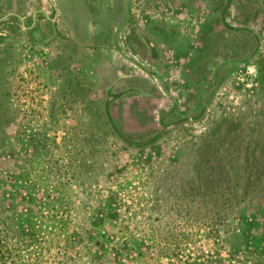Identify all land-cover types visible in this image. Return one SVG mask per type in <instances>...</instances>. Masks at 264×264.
I'll return each mask as SVG.
<instances>
[{
    "label": "rangeland",
    "instance_id": "374dc122",
    "mask_svg": "<svg viewBox=\"0 0 264 264\" xmlns=\"http://www.w3.org/2000/svg\"><path fill=\"white\" fill-rule=\"evenodd\" d=\"M258 6L0 0V264H264Z\"/></svg>",
    "mask_w": 264,
    "mask_h": 264
},
{
    "label": "trees",
    "instance_id": "16d2710c",
    "mask_svg": "<svg viewBox=\"0 0 264 264\" xmlns=\"http://www.w3.org/2000/svg\"><path fill=\"white\" fill-rule=\"evenodd\" d=\"M228 1V0H227ZM227 6H224L222 10H226L229 7V2H227ZM257 39V38H256ZM155 48L154 52H151V56L153 57V59H156L159 55V51ZM254 53H256V50L254 51ZM115 82H119V80H114ZM114 81H112L106 88L105 93L107 94L106 96V104L105 107H108V104L112 103L115 99H118V97L125 95V94H130V93H134V92H138L139 94H145L144 92H141V90L137 87H133L130 88L131 86H127L129 88H125L122 90H116V88L118 87V85H116L114 83ZM126 80L122 81V84L125 82ZM127 82V81H126ZM133 86V85H132ZM107 120H108V124L111 128V132L112 134H114L122 143H124L125 145L132 147V148H140V147H145L151 143H153L154 141L157 140L159 135H155L145 139L144 137H134L128 133H126L122 127H121V122L119 119L115 120L110 114H107ZM176 123H180V120H177ZM159 134V133H158ZM4 240H2L0 238V255L3 253L2 251V246H4V244L2 243ZM0 261L3 262V260ZM223 261H225V259L221 258V257H217L216 262L214 263H208L207 260H204L203 262H198L196 264H223Z\"/></svg>",
    "mask_w": 264,
    "mask_h": 264
},
{
    "label": "flooded vegetation",
    "instance_id": "af4514ba",
    "mask_svg": "<svg viewBox=\"0 0 264 264\" xmlns=\"http://www.w3.org/2000/svg\"><path fill=\"white\" fill-rule=\"evenodd\" d=\"M258 4H259V6L255 10L258 11V12H260L264 16V0H258ZM222 7H224V6H222ZM229 8H230V6L226 10H228ZM222 9H218L216 12H214L213 13V17H215V18L217 17V19H219L220 24L222 25V27L225 30H227L229 33H232L233 34L234 33L233 31H235V29L232 28V26L229 25L226 22V20H225V15H226L225 11L226 10H222ZM251 11H252V9L249 10L250 13H251ZM245 35L247 37H254L255 39L257 38V42L259 41L258 40V37H257V34L253 30H251V29L250 30L248 29L247 32H245ZM234 36L236 37V33H234ZM221 41H223V40H220L219 43H218V46L216 48H214L213 50L210 51L209 48L207 49L208 52H206V54L202 58V60L204 62L205 61L208 62V61L212 60L215 57V53H214L215 51L218 52L219 50H222V48L224 47L226 41L225 40L223 42H221ZM221 44L223 45L222 47L220 46ZM154 50H155V48H154ZM226 61L224 63H226Z\"/></svg>",
    "mask_w": 264,
    "mask_h": 264
}]
</instances>
